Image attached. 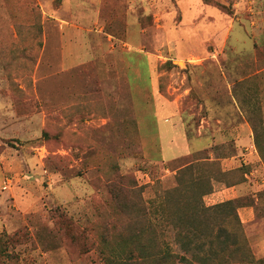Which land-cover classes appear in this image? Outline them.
Masks as SVG:
<instances>
[{"label": "rangeland", "instance_id": "obj_1", "mask_svg": "<svg viewBox=\"0 0 264 264\" xmlns=\"http://www.w3.org/2000/svg\"><path fill=\"white\" fill-rule=\"evenodd\" d=\"M79 1L94 13L69 15L66 0H0V40L17 43L7 52L24 53L16 72L10 67L6 72V62L0 59V110L14 111L11 120L16 121L12 128H0V181L4 178L1 184L9 186L5 202H0V264H104L103 238L115 247L114 241L128 233L123 223L130 216L123 213L120 201L143 207L169 247L182 252L160 204L166 191L177 186L176 171L195 161L197 154L162 162L185 156L205 141L188 142L180 129L165 123L163 113L152 111L151 68L162 74L163 100L177 104L179 111L173 113L188 123V133H195L200 119L209 115L200 111V99L193 92L182 96L192 86L191 67L197 61L184 59L204 55L202 44L224 27V20L213 14L212 23L204 18L193 23L194 15L188 12L179 24L177 12L162 13L161 0H154L153 12L138 17L149 27L144 35L137 15L128 13L126 0H103L99 15L98 0ZM207 9L204 14L209 16L220 12ZM255 15L248 12L244 18L251 22ZM67 21L82 25L84 31L66 32ZM65 41L72 45L67 50L73 57L64 67ZM141 45L147 50L141 51ZM258 53L264 54V49ZM150 54L158 57L156 63ZM82 61L90 62L75 66ZM263 67L264 63L258 65L259 70ZM250 93L251 102L257 100L258 105H250L254 110L248 111V118L262 125L264 87L253 86ZM103 118L109 121L103 124ZM254 130L264 140V126ZM43 131L50 136L42 137ZM223 148L227 154L235 152L233 143ZM220 149L214 148L216 155ZM221 163L199 162L196 174L203 180L212 177L213 185ZM262 179L237 200L238 205L255 207L254 221L237 228L258 258L264 257V175ZM15 187L21 190L11 196ZM58 210L69 222L54 216ZM233 220L225 224L230 232L235 229Z\"/></svg>", "mask_w": 264, "mask_h": 264}, {"label": "crops", "instance_id": "obj_2", "mask_svg": "<svg viewBox=\"0 0 264 264\" xmlns=\"http://www.w3.org/2000/svg\"><path fill=\"white\" fill-rule=\"evenodd\" d=\"M102 1L103 0H98L99 3L95 5L98 8L96 11L98 12L97 15L100 14ZM126 1L128 2V13L137 15L140 32L145 35L149 27L142 24L138 17L142 13L145 15L151 14L154 10L155 1ZM65 3L66 13L72 16L75 12L79 13L81 16L84 15L87 10H89L88 12H93L90 10L91 7L89 8L79 0H66ZM263 6L264 0H237L233 6L234 12L231 15L225 13L216 6L206 4L203 0H161L160 6L158 7V9H161L162 13H166L167 11L177 12L180 16L178 20L179 24L184 21V17L188 12H192L194 15V19L192 20L193 23L197 22L199 18H204L206 21L212 23L215 19V16H212L213 14H221L220 16H222L224 20V27L219 32H215L213 38L208 42L205 41L202 44L203 48L207 49L204 55L194 53L184 59V61H186V59H190L189 57H193L197 61L194 63L193 67H191V70L194 72L192 86H190L182 96L193 92V94L200 99V111L205 109L209 115V118L202 117L200 119L199 123L196 125L197 130L194 131L195 133H188V123L181 118V114L173 113L179 111L177 110V108H179L177 104L173 105L163 100L165 98H163L164 96L159 91V80L162 74L157 75L156 69L153 67L151 68V87L155 96V103L152 101V111L155 109V113H163L165 123L170 124V128L175 130L180 129L188 142L193 139L205 141V145L190 150L185 156L166 159L162 162L163 164L173 163L195 153L207 151L209 158L206 161L211 163L221 161L222 172L237 169L244 164L254 167L252 172L245 174V178L247 179L246 183L230 186L225 182L213 179V191L206 196V199L209 200L207 203L208 206L238 199L243 195L247 187H252L253 185L257 186L263 182L264 165L261 162V157L256 146V131L254 128L264 126V123L262 125L260 123H252L248 118V111H250V109L254 110V108H250V105H258L257 100L254 102L252 99L251 102L250 98L252 93H250V88L253 86H256V88L264 87V77H257L264 73V67L260 70L258 69V65L264 63V54L258 53L259 48L264 49ZM122 7V4H118V9ZM209 7L216 8L220 12L215 13V11H211V16L205 15L204 11H208L207 8ZM248 12L252 15L256 14L255 19L251 22L244 18ZM159 27L162 28V30L164 28L162 25H159ZM73 28H79L82 31L85 29L80 24L67 21L65 27L66 32L73 30ZM127 30L129 31V26ZM87 42L89 44L90 41L87 40ZM68 45L67 41L62 44L65 48L63 52L64 67L67 66L68 60L71 61L73 57V52L67 50L68 47H72V45ZM203 48L200 47L201 50ZM140 49L141 51H143L142 49L147 50L144 45H141ZM153 56V54H150V59L154 64L157 62L156 60H158V57L156 58L154 56L155 59ZM167 60L176 61L173 58H167ZM90 61L78 62L80 64L76 63L77 65L75 66H83ZM252 65H256V70H253L254 73L249 75ZM173 89L175 91L180 90L176 88ZM158 96L159 98L157 99ZM112 101L117 102L115 99ZM7 110L8 109L0 110V128H12L15 124L13 122H16L13 121L14 119L11 120L12 117H14L11 112L14 113V111ZM261 110L264 112V103L261 106ZM108 121L109 119H102L103 124H106ZM138 125L140 127L139 120ZM260 138L259 136V139ZM230 143H233L235 146L234 153L227 154L228 151L222 148L218 155L215 154L214 148L216 146L228 145ZM260 143H264L263 138L260 139ZM150 161L154 162L152 160ZM3 180L4 178L0 181V202H5L4 200H6L7 194L5 191L9 190V186H3L1 184ZM20 190L21 189L15 187L11 190V196H15ZM237 212L243 224L252 223L256 217L255 207L251 205H244L240 207Z\"/></svg>", "mask_w": 264, "mask_h": 264}, {"label": "trees", "instance_id": "obj_3", "mask_svg": "<svg viewBox=\"0 0 264 264\" xmlns=\"http://www.w3.org/2000/svg\"><path fill=\"white\" fill-rule=\"evenodd\" d=\"M236 1L203 0L206 4L216 6L230 15L234 12L233 6ZM10 46L13 48L17 46V43L0 40V48H4L0 50V59L6 62V72H9V67L16 72L18 68H21L19 58L23 57L24 53H19L17 50L7 52L6 49ZM165 76V80L168 81L169 75ZM160 86L161 77L159 80L161 93ZM49 136V133L43 131L42 137ZM223 146L216 147L223 148ZM256 146L264 165V143H260L258 135H256ZM204 152H206L204 157L198 155L202 152L195 153L197 154L195 161L183 165L176 171L177 186L166 191L165 201L160 204V208L165 211L166 223L176 230V241L180 244L182 252H174L169 247L160 232L158 223L152 217L150 218L143 207L139 209L137 204L120 201L119 207L123 213L130 216L128 219L130 221L123 223L128 233L114 241L115 247H110L106 237L103 238L104 247L106 246V252L103 255L104 264H264V257H256L246 239H241L239 235L237 225L242 228L243 223L237 211L244 206L238 205L239 198L212 206L205 204L204 196L213 191L212 177L203 180L197 176L195 170L199 162L211 163L206 161L209 158L208 152ZM253 170V166L244 164L227 172H222L221 169V173L218 174L220 176L215 175L214 178L230 186L242 184L247 182L245 174ZM127 208L130 211H127ZM142 215L146 217L145 224L142 222ZM54 216L59 220L66 219L59 210ZM232 218L236 224L233 226L235 229L230 232L225 224ZM66 220L69 222L68 219ZM234 222H231L232 225ZM68 225L73 226L72 223ZM109 248L111 250H107Z\"/></svg>", "mask_w": 264, "mask_h": 264}]
</instances>
